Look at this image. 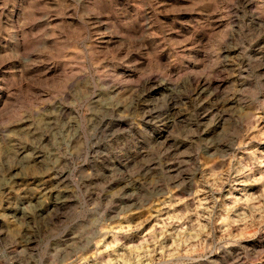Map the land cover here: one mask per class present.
I'll return each mask as SVG.
<instances>
[{"label":"rangeland","instance_id":"1","mask_svg":"<svg viewBox=\"0 0 264 264\" xmlns=\"http://www.w3.org/2000/svg\"><path fill=\"white\" fill-rule=\"evenodd\" d=\"M3 127L10 264H264V0H0Z\"/></svg>","mask_w":264,"mask_h":264},{"label":"clouds","instance_id":"2","mask_svg":"<svg viewBox=\"0 0 264 264\" xmlns=\"http://www.w3.org/2000/svg\"><path fill=\"white\" fill-rule=\"evenodd\" d=\"M99 14V13H97ZM135 91V89H134ZM138 95H142V93H138ZM141 103H148L146 101H141ZM25 111H31V109H25ZM143 121L144 124H153L155 125L157 121L160 123H164V116L161 112L157 111L154 107L146 108L142 115L137 118V124ZM15 135V133L9 131L7 127L0 128V136L3 137L4 142H7L11 136ZM7 156V153H0V164H11V160H5L4 157ZM2 198H0V207H2ZM21 253H17L15 248L8 244L6 246V250H0V255L3 256V259L6 261V264H10L11 259L13 257L19 259ZM35 259V257H34Z\"/></svg>","mask_w":264,"mask_h":264}]
</instances>
